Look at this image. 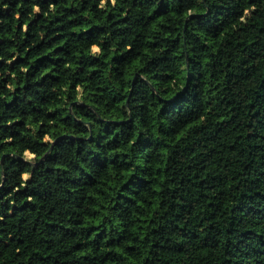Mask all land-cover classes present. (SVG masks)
Here are the masks:
<instances>
[{
  "label": "trees",
  "instance_id": "1",
  "mask_svg": "<svg viewBox=\"0 0 264 264\" xmlns=\"http://www.w3.org/2000/svg\"><path fill=\"white\" fill-rule=\"evenodd\" d=\"M0 264H264V0H0Z\"/></svg>",
  "mask_w": 264,
  "mask_h": 264
}]
</instances>
